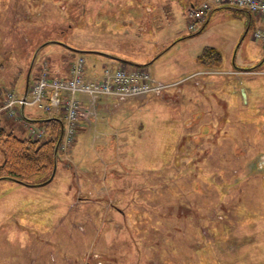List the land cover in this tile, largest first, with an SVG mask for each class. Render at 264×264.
<instances>
[{"label":"rangeland","instance_id":"rangeland-1","mask_svg":"<svg viewBox=\"0 0 264 264\" xmlns=\"http://www.w3.org/2000/svg\"><path fill=\"white\" fill-rule=\"evenodd\" d=\"M199 1L0 0V95L22 91L48 41L32 71L76 55L66 44L89 50L87 73L122 65L106 53L179 82L128 101L129 136L104 128L93 145V123L86 142L74 133L50 182L0 179V264H264V44L253 38L264 19L222 5L189 29ZM205 47L221 61L202 65ZM21 122L0 117L26 138Z\"/></svg>","mask_w":264,"mask_h":264},{"label":"built area","instance_id":"built-area-1","mask_svg":"<svg viewBox=\"0 0 264 264\" xmlns=\"http://www.w3.org/2000/svg\"><path fill=\"white\" fill-rule=\"evenodd\" d=\"M221 5H232L246 8L251 13L264 19V0H203L190 6L185 17L188 28L193 29L197 22L203 21L208 12ZM254 39H259L264 44V28H258L253 33ZM70 76L59 78L50 76L46 65L43 66L38 78L33 82L30 98L24 101L28 105H36L39 109L52 112L63 108L65 128L60 150L64 151L71 143L76 130L78 116L81 114L82 104L75 97L76 93L88 96L92 100L98 96H114L119 99L143 96L146 94H161L173 84H164L156 81L148 72L140 69L127 70L105 68L99 79H87L84 74V60L79 57L70 64ZM14 94L7 93L3 109L9 115H16V104L22 103ZM46 130L41 126L30 125L28 134L32 138L44 136Z\"/></svg>","mask_w":264,"mask_h":264},{"label":"crops","instance_id":"crops-1","mask_svg":"<svg viewBox=\"0 0 264 264\" xmlns=\"http://www.w3.org/2000/svg\"><path fill=\"white\" fill-rule=\"evenodd\" d=\"M79 55H81V54L76 53V55L70 57V55L68 53L60 52V53H58V56L55 57L54 59L53 58H47L51 74L58 76L60 78L69 77V63L71 61H73ZM110 60L120 62L118 60H113V59H110ZM109 63H111V62H109ZM120 63L122 65L118 66V67L115 66L114 69H116V68L131 69L128 66H129V64H133L131 62L130 63L120 62ZM40 66H41V59L37 63V68L31 74V78L33 80L35 79V77L38 76L39 71H40ZM105 67H110V66H109V64L104 63L102 65V68L104 69ZM114 69H112V70H114ZM102 73L98 74L97 71H90L89 73H87L86 69H85V74H86L87 78H99V77H101ZM24 85H25V82L23 84L22 91H15V93L22 95L24 92ZM79 95H80V97H77V98L81 101L82 109H83V115H82V118H80L78 123H77L76 135L78 134L79 137L81 138V140H84L86 142L87 134L89 133V127L91 126V123H93L94 124L93 128H95V132L98 133L97 135H95V139H92L93 145H94V143H96V141L104 140L102 138L103 137L102 135L103 134L105 135V132H106V129H104V128H108L109 131H117V129H119L121 132L126 131V134H128V136H129V133H127V132L133 131L132 130L133 128H130L131 124H129V122L125 121L124 119H121V121H119L120 118H123V116H125V114L128 113L127 110L125 111L126 107H124V106H127V104L129 102H131L132 104H135V105L139 104V107H141L143 104H145L144 102H147V100H146L147 97H145V96L119 99V98H116L114 96L108 95V96H98L97 98L92 100L91 98H89L88 96H85L83 94H79ZM4 96L5 95L3 92L0 95V117L5 118L7 116V113L5 112V110H2V106H3V102H4ZM120 108H123V110H119ZM24 110H25V107H24ZM2 114H3V116H2ZM51 115L54 117H57V118H63L64 119L63 108L57 109V111H54V113H52ZM43 117H46V116L44 115V116H39L36 118L40 119ZM19 124L21 125L19 130L21 131V133L25 134V136L27 137V131H26L27 122L23 121ZM110 134L113 135V133H110ZM126 134L124 137H126ZM76 135H75L74 142L76 141ZM72 147H73V145H72ZM72 147H71V150H72ZM62 155L63 154H61L60 152L58 153V157H62ZM57 162H58V159H57ZM57 164L59 165V163H57ZM78 165H79V163H78ZM62 166H64V164H62ZM79 167H80V165H79ZM62 169H66V168L62 167ZM83 171L85 173H87V172H89V168L84 167Z\"/></svg>","mask_w":264,"mask_h":264},{"label":"trees","instance_id":"trees-1","mask_svg":"<svg viewBox=\"0 0 264 264\" xmlns=\"http://www.w3.org/2000/svg\"><path fill=\"white\" fill-rule=\"evenodd\" d=\"M197 60L202 65L217 63L221 61V55L215 48L205 47L197 55ZM40 124L47 130V137L43 141L17 137L12 132H6L0 125V151L3 157L0 163V179L28 183L30 177L43 175L40 183L47 182L53 169V148L60 125L56 119Z\"/></svg>","mask_w":264,"mask_h":264},{"label":"water","instance_id":"water-1","mask_svg":"<svg viewBox=\"0 0 264 264\" xmlns=\"http://www.w3.org/2000/svg\"><path fill=\"white\" fill-rule=\"evenodd\" d=\"M237 10H241L239 8H235ZM49 42H52V41H48V42H45V43H42L40 44L35 50H34V53H33V56L31 58V61H30V64H29V67H28V71L26 73V78H25V85H24V92H23V95H22V100H26V97H27V93H28V89H29V81H30V76H31V71H32V68L36 62V57L38 55V53L40 52L41 48H43L44 45H46L47 43ZM54 42V41H53ZM67 48L71 49L72 51H74L75 53H79V54H83V53H87L89 50H84V49H79V48H75V47H72V46H69V45H66L64 44ZM93 52V51H91ZM104 56L110 58V59H113V60H118L120 62H127V63H130L129 61L123 59V58H120V57H116V56H113V55H109V54H106V53H102ZM242 94H243V97H245V94H244V91H242ZM20 114L21 116L26 119V120H29V121H34V122H45V121H48L50 119H56L58 120L59 124H60V131H59V135L57 137V140L55 141V144H54V148H53V169H52V172H51V175L49 177V179L47 181H50L54 174H55V170H56V165H57V149H58V145H59V142H60V139L62 137V133H63V121L57 117H54V116H50V117H46V118H42V119H32V118H28L26 117V115L24 114V110H23V104L20 105Z\"/></svg>","mask_w":264,"mask_h":264}]
</instances>
